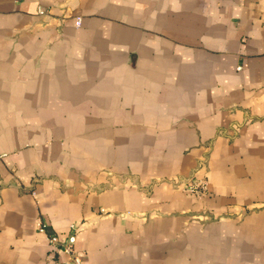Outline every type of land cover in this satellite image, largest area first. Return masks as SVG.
I'll return each mask as SVG.
<instances>
[{"label":"crops","instance_id":"crops-1","mask_svg":"<svg viewBox=\"0 0 264 264\" xmlns=\"http://www.w3.org/2000/svg\"><path fill=\"white\" fill-rule=\"evenodd\" d=\"M37 220L83 264H264V0H0V264L61 260Z\"/></svg>","mask_w":264,"mask_h":264},{"label":"built area","instance_id":"built-area-1","mask_svg":"<svg viewBox=\"0 0 264 264\" xmlns=\"http://www.w3.org/2000/svg\"><path fill=\"white\" fill-rule=\"evenodd\" d=\"M42 11L39 10V13ZM79 18L75 19V24L79 25ZM3 154H1L2 156ZM204 160L199 162L198 169L202 168ZM173 184L183 193L204 196L209 193V182L205 175H192L187 178H175ZM34 194V193H33ZM100 212H103L100 209ZM37 231L44 234L48 247L52 251H57L63 257L57 264H83L82 252L75 247L76 243V225L69 224L68 231L64 234L46 233V223L37 220Z\"/></svg>","mask_w":264,"mask_h":264}]
</instances>
